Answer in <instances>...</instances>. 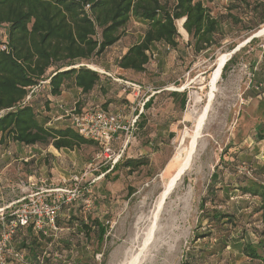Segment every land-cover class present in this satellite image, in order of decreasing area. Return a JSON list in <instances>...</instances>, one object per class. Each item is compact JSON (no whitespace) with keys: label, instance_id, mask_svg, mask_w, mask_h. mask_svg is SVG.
Returning a JSON list of instances; mask_svg holds the SVG:
<instances>
[{"label":"rangeland","instance_id":"374dc122","mask_svg":"<svg viewBox=\"0 0 264 264\" xmlns=\"http://www.w3.org/2000/svg\"><path fill=\"white\" fill-rule=\"evenodd\" d=\"M226 3L219 0L210 3L205 0L213 13L224 12ZM131 22L134 25L133 20ZM177 25L179 41L182 42L183 35H186L180 30L179 20ZM135 26L144 29L141 24ZM223 30L226 40L221 48L197 55L191 50L187 53L182 47L179 51L167 54L158 63L153 59L148 64L153 78L148 74L131 72L119 75L112 71L111 76L104 77L96 87L100 100L89 106L84 105L83 101L78 105L82 110L105 108L114 115L131 116V103L122 93L124 88L128 92L132 89L122 79L140 82L146 88L156 85V90L169 88L185 91L187 101L184 110L179 108L174 117L180 121L175 120L174 126L163 129L161 135L154 137L150 144L144 143L145 130L140 127L137 141L133 138L126 150L128 156L148 157L149 163L145 166L132 173L127 168L112 170L116 163L100 157L98 154L101 149L93 144L83 145L71 153V159L77 163L75 170L71 165L72 172L69 170L70 155L61 153L53 157L47 152L46 164L53 165L54 161L57 166L55 171L51 172L48 166L47 171L38 170L34 173L36 179H32L25 170L28 163L20 161L14 162L9 169L8 175L12 182L6 183V175H2L0 208L40 189L57 187L77 189L80 194H87L84 198L91 199L89 209L81 197L60 215L61 230L53 241L44 245L49 252L57 249L67 251L69 257L64 262L55 256L54 262L125 264L132 256L140 253L137 264H257L247 256L240 255L236 243L244 231L250 239L257 240L258 236L253 231L261 233L264 230V225L258 220L261 212L256 211L260 201L258 198L252 199L250 194H243L239 188L230 194L228 188L222 191L221 186L240 182L241 173L247 169L252 170V175L248 177L264 185V151L260 146L257 147V126L261 123L264 125V120L260 111L261 97L256 88V84L264 80V34L251 45L247 42V33L232 28L229 22L223 24ZM5 36L4 33L0 34V40L4 41ZM233 43L237 44L236 48L242 45V49L238 50V58L226 75H223L222 70L213 88L212 81L219 59L223 54L232 52L230 46ZM105 54L101 60H105ZM89 65L96 68L97 64ZM146 94L143 95L144 99ZM143 97L140 93L134 100L143 101ZM33 98L38 108L51 110L44 88H40ZM166 99L159 94L155 107L164 108ZM207 105L210 110L192 165L177 189L166 200L155 221L154 212L164 189L163 171L180 147L183 136L194 131L195 118ZM64 106H57L58 112L54 110L53 114H67L66 111L77 104L68 105L67 108ZM153 107L146 109V117L150 118L152 124L157 119ZM189 112L193 117L187 116ZM140 136L143 138L139 139ZM120 138H124V134ZM189 141L190 138L186 136V143ZM141 149L144 154H141ZM29 182L39 188L28 192L25 187ZM204 201L206 206H214L236 218V228L232 224L227 225L232 234L227 247H223L219 238L226 229L209 223L201 207ZM73 213L83 219L91 214L103 221L107 231L102 243L98 245L93 235L88 240L87 234L80 230L76 221L69 223ZM152 227L155 236L148 241ZM70 250H74V253L71 254Z\"/></svg>","mask_w":264,"mask_h":264},{"label":"trees","instance_id":"16d2710c","mask_svg":"<svg viewBox=\"0 0 264 264\" xmlns=\"http://www.w3.org/2000/svg\"><path fill=\"white\" fill-rule=\"evenodd\" d=\"M206 1L213 3L216 0ZM219 1L227 2L224 12L213 13L205 0H0V26H8L5 40H0L1 140L9 139L45 148L53 145L57 149L71 150L95 144L101 149L99 142L82 136L74 127H49L50 116L41 112L34 100L23 103L30 87L49 79L50 92L55 96L60 95L64 88L72 87L80 88L86 94L92 92L103 76L88 65L99 63L107 49L123 37L132 18L145 22L147 27L143 39L129 47L119 59L118 66L133 73L148 74L150 78H153V74L149 72L148 64L154 59L151 45L154 42H165L172 48H177L180 38L177 21L180 19L185 18L183 27L189 34L187 45L197 55L222 47L226 40L223 30L226 22L232 28L246 32L248 38L264 25V0ZM257 39L254 37L249 44H255ZM236 46L233 43L230 49L234 50ZM238 52L225 64L223 75L236 62ZM133 82L144 87L140 82ZM260 83L264 84V80L258 82L256 87ZM163 92L167 91L159 94ZM168 92L173 96L178 93L176 90ZM181 93L179 104L184 110L187 94L185 91ZM263 93L264 87L258 89L261 97L260 111L264 120ZM159 94L150 97L144 108L153 106L154 96ZM78 105L80 106V102L77 103V108ZM140 127L145 130L144 143H152L154 138L149 133L153 131V126L144 112L139 114L134 138H137ZM257 127L259 140H264V125L261 123ZM122 142L123 138L120 136L112 141L116 152L121 148ZM130 144L131 142L126 150ZM126 150L112 170L127 168L132 173L149 163L148 157L128 156ZM241 174L240 182L230 185L232 188H239L243 194L257 197L260 204L256 211H260L264 217V185L248 177L245 172ZM71 206L72 204L64 205L62 212ZM201 207L209 223L225 227L226 232L219 238L223 247H227L232 236L227 225L232 224L236 228V218L214 206H206L205 201ZM60 215L57 221L59 226ZM76 215L73 213L69 223L76 221L80 230L87 234L88 240L93 235L98 245L102 243L107 231L103 221L91 214L85 219ZM253 232L256 233V230ZM257 236V240H252L244 231L239 236L236 247L251 260L264 261V230L258 232ZM13 239L16 248L26 253L29 264H57L54 262L55 253L63 252L58 249L49 252L44 243L53 241L54 233L36 230L33 223L20 227ZM10 264L18 263L11 261Z\"/></svg>","mask_w":264,"mask_h":264},{"label":"crops","instance_id":"0c3cea01","mask_svg":"<svg viewBox=\"0 0 264 264\" xmlns=\"http://www.w3.org/2000/svg\"><path fill=\"white\" fill-rule=\"evenodd\" d=\"M133 20L134 25H132L131 21ZM131 23L129 22V24L127 25V27L125 28V33L123 35V37L117 42L115 43L113 46L109 47L106 51L105 54V60H100L99 63L96 65V68H94L95 70H97L98 72H100L104 77L106 76H111V72L112 71H116L119 73V75H125L128 73H131V71H127L124 69H121L118 66V62L119 59L122 57V55H124L129 47L131 45H133L134 43H138L140 42L143 37H144V31L147 27V24L141 20H136L134 18L131 19ZM135 24H141L144 26L143 30H140V28H138L137 26H135ZM7 30H8V26L7 25H3L0 26V34H5L7 36ZM183 35V34H182ZM5 36V37H6ZM189 40V34H187L186 36L183 35V41L180 42L179 41V45L177 48H172L169 50L168 44L165 42H154L151 45V50L153 53V57L156 60V62H160L161 58H163L164 56H166L167 54L172 53L173 51H179L182 47L183 49H185V51H187V53H189V51L191 50L190 46L187 45ZM181 44H183V46H181ZM105 75V76H104ZM121 79V78H119ZM125 83V81H132V80H124L122 79ZM47 82L44 83L43 85H41V88H44L46 91V96H47V101H49V106L51 107V110H41L40 108H38L41 112L47 113L50 116V123H49V127L51 128H55V127H73V123H71V118H67L66 116H68L67 114H61V115H54L53 112L54 110H57L58 112V108L57 106L60 108L61 106L65 105L64 107H68V105L72 106L77 104L78 102L82 103L81 101H83V104L86 106H89L93 103H96L100 100V98L97 95V90L94 89L92 92L90 93H83L82 90L80 88L77 87H72V88H64L61 92L60 95H53L50 92V80L47 79ZM103 81V79H101V81L99 82V84H101ZM133 82V81H132ZM155 84H157V82H155ZM99 86V85H98ZM97 86V88H98ZM146 90V91H145ZM174 89H169L166 88V90L163 91H167V92H163L162 95H164L167 99L166 102V106L164 108H157L155 107V103L159 97V95H155L154 96V107H153V111H154V115H156L157 119H154L155 122L152 124L154 125L155 129L149 133L150 137H157L158 135H161V131L163 129L166 130V128H170L172 126H174V123L176 122L174 118L175 117V113L176 111L180 108V99H181V95H182V91L183 90H176L178 91L177 95L173 96L171 93H169L168 91H173ZM148 91H151V93H147ZM161 90H156V85H153L149 88L144 87V89L142 90V97L143 95L146 96L150 95V97H152L154 94L156 93H161ZM124 97L126 99H129L130 101V112H132L130 115H136V114H140L142 112H144V115L146 114V109L144 108L145 103L150 99L146 100L144 99V97L142 98L143 101H139V102H135V96L136 94L133 92V90H130L129 92L127 91L126 88L123 89V93ZM264 95V93H263ZM262 96V95H261ZM146 100V102H145ZM94 101V102H93ZM145 102V103H144ZM144 103V104H143ZM39 105V103H38ZM89 109V108H88ZM127 118H130L131 116L126 115ZM70 121V123L68 122ZM151 121V120H150ZM177 121H180L179 119H177ZM143 136V135H142ZM143 137H139V139H141ZM133 140L137 141V138H134ZM261 149H263L264 151V140H259V142L257 143V147H259ZM255 148V147H254ZM49 153L50 156L53 157H57V155H61V153L65 154V155H70L69 159H70V164H69V170L70 172H72V167L75 170L77 167V163L74 159V161L71 159V153L75 152L74 150L71 149H57L55 148L53 145H50L49 147H41L39 145H24L22 143L19 142H13L9 139H6L4 141L1 140V134H0V185H1V181H2V175H6L5 177V181L7 183V181L12 182L11 177H9L8 173H9V169H11L10 167L14 164V162H20L22 161L23 164H26L28 167L25 169L27 172V175L31 176L32 179L35 178L34 173H36L38 170L40 171H47L48 166H50V171L53 172L57 169V166L55 165L54 161H53V165L52 163H49L48 165L46 164L47 161V154ZM69 152V153H68ZM141 154H144L143 149L140 150ZM264 157V156H263ZM73 161V162H72ZM9 177V178H8ZM36 179V178H35ZM28 182V181H27ZM33 183H36V180L32 181ZM26 183V182H25ZM23 183V184H25ZM33 183H28L25 184L27 185L25 187V189H27L28 192L30 191H34L37 190L39 187L36 185H33ZM236 185V184H235ZM228 188V189H227ZM1 189V187H0ZM228 190L229 193L231 194L233 191L237 190V188H232V186L230 184H225L223 186L222 191ZM3 192H0V194L2 195ZM23 194V193H22ZM18 196V195H17ZM232 198V197H231ZM257 197H252V199H255ZM255 201V200H254ZM256 203H258L256 201ZM2 203H0L1 205ZM260 204V202L258 203ZM262 225H264V217L260 216V218L258 219ZM264 229V228H263ZM256 235H258V232L256 231ZM264 237V236H263ZM64 254V257L61 259L62 261H67L69 254H67V251H63L62 252ZM70 253H74V250H70ZM238 253H240V255L242 254L240 251H238ZM243 255V254H242ZM71 259V257H70ZM257 262V264H264V261L262 260H254Z\"/></svg>","mask_w":264,"mask_h":264},{"label":"built area","instance_id":"2783aa9c","mask_svg":"<svg viewBox=\"0 0 264 264\" xmlns=\"http://www.w3.org/2000/svg\"><path fill=\"white\" fill-rule=\"evenodd\" d=\"M167 48L170 50L171 46L168 45ZM46 82V80H42L39 84L30 87L29 93L23 103L31 102L35 94L40 90L41 85ZM125 84L133 90L136 96L144 89L142 85L132 81H125ZM263 87L264 84L260 83L256 88L260 90ZM149 97L150 95H147L146 100ZM66 113L70 116L73 127L79 134L99 142L101 153L98 155L106 158L108 161L112 160L113 163H117L124 155L126 148L134 138L133 134L139 118V114L127 118L126 115H114L103 108L78 110L77 106H73ZM122 134H124L122 146L116 152L112 147V141ZM245 173L251 176L252 170L247 169ZM85 196H87L85 192L80 194L77 189L71 190L65 187L47 190L40 189L1 207L0 264H10L11 261L18 264H29L26 253L19 251L13 243L14 235L18 229L33 223L36 230H44L46 233L49 230L54 233V236H57L61 230L57 221L63 206L70 205L77 201L78 198L83 197L85 207L89 209L92 201L89 197L84 198ZM55 256L62 259L64 254L56 251Z\"/></svg>","mask_w":264,"mask_h":264},{"label":"bare ground","instance_id":"6f19581e","mask_svg":"<svg viewBox=\"0 0 264 264\" xmlns=\"http://www.w3.org/2000/svg\"><path fill=\"white\" fill-rule=\"evenodd\" d=\"M179 24H180L181 32H183L185 35H187L188 34L187 31L183 27V19L179 20ZM263 34H264V25L257 31L258 36H262ZM239 46H241V45H239ZM230 54H231V52L223 54L220 57L219 62H218V66H217V69L215 71L214 78L212 81L213 82L212 83L213 88L216 86L217 80L221 76L222 70H223L225 64L227 63V61L229 60ZM212 95H213V92L211 93V96ZM209 110H210L209 105H207L203 109V111H201V113L197 116V118H195L196 126H195L194 131L192 133H190V132L186 133V136H188L190 138L189 143L188 144L186 143V136L184 135L180 147L178 148L177 152L171 158L170 162L168 163V165L166 166V168L163 171L162 176L164 179V189L159 196V200H158L155 212H154L155 221L158 219L159 215L161 214V211L163 209V205L165 204V202H167L166 200L168 199L170 194L172 192H174L175 189H177L179 182L181 181L183 176L186 174V172L190 169V167L192 165L194 155L196 154V149L198 146V140L200 139L199 137L202 134V131H203L202 129L204 128V125L206 123ZM187 116L193 117L192 113H190V112L187 114ZM154 233H155L154 227H152L150 229L149 234H148L149 235L148 241L153 237ZM139 256H141L140 253L137 256H132V258L130 260H128L125 264H137L138 259L140 258Z\"/></svg>","mask_w":264,"mask_h":264},{"label":"water","instance_id":"95a60500","mask_svg":"<svg viewBox=\"0 0 264 264\" xmlns=\"http://www.w3.org/2000/svg\"><path fill=\"white\" fill-rule=\"evenodd\" d=\"M184 21H185V18L183 19V23H184ZM254 37H259L258 35H257V32L256 33H254L248 40H247V42H249V41H251ZM246 43V42H245ZM242 47V45L241 46H238L237 48H235L234 50H232V52H231V54H230V57H229V59L240 49ZM88 67H90V68H92V69H94L93 67H91L90 65H88Z\"/></svg>","mask_w":264,"mask_h":264}]
</instances>
